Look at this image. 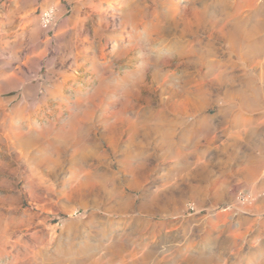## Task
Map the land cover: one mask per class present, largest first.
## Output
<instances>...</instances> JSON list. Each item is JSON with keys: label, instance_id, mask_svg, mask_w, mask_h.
<instances>
[{"label": "rangeland", "instance_id": "rangeland-1", "mask_svg": "<svg viewBox=\"0 0 264 264\" xmlns=\"http://www.w3.org/2000/svg\"><path fill=\"white\" fill-rule=\"evenodd\" d=\"M0 264H264V0H0Z\"/></svg>", "mask_w": 264, "mask_h": 264}]
</instances>
